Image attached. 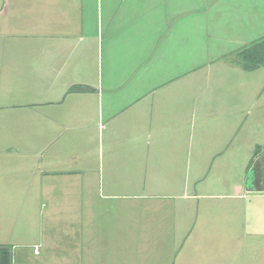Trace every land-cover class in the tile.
Here are the masks:
<instances>
[{
    "label": "crops",
    "instance_id": "crops-1",
    "mask_svg": "<svg viewBox=\"0 0 264 264\" xmlns=\"http://www.w3.org/2000/svg\"><path fill=\"white\" fill-rule=\"evenodd\" d=\"M24 4L0 0V184L34 189L40 207L33 239H0L12 264L222 261L231 231L213 223L232 215L216 206L263 192L235 183V148L247 174L264 143L239 139L219 73L253 72L239 54L264 38V0Z\"/></svg>",
    "mask_w": 264,
    "mask_h": 264
},
{
    "label": "rangeland",
    "instance_id": "rangeland-1",
    "mask_svg": "<svg viewBox=\"0 0 264 264\" xmlns=\"http://www.w3.org/2000/svg\"><path fill=\"white\" fill-rule=\"evenodd\" d=\"M25 1L28 3L30 0H11V4H22L24 6ZM7 27L10 26L7 24ZM12 28L15 29L8 28L7 31L11 36H14L17 33L18 26L12 25ZM213 51L216 52V49ZM229 56L232 55L229 54ZM236 60L238 61L237 56ZM219 77L229 81L235 87V90L229 94L231 96V103L235 109L234 114H243L242 116L245 119L238 126L236 134L239 135L240 140H244L243 138L249 140L251 145L250 153H252L255 144L262 145L264 143V67L249 73L223 69L219 73ZM250 79H252L251 86H249ZM241 85L248 86L242 89ZM244 150L245 147L235 148V183L242 180L241 184H245L246 191L253 189L251 190L253 192L255 189L263 187V192L255 194L250 199H243L236 196L226 205H218L213 201V205H218L216 207L219 211L223 209L226 215H232L229 219L227 217V219H218L216 217L213 223L217 229L231 231L229 232L227 245L225 244L224 247H221L224 259L219 261L218 264H264V152L258 155V161L255 160L257 158L253 159L246 174L243 168L245 162L247 164L250 156L249 154H242ZM257 163V169L259 170L257 183L259 184L257 186L252 179L251 185H247L248 175L255 172L254 166ZM244 173L246 176L243 179ZM30 198L32 199V203L26 204ZM35 198L36 193L34 189L27 190V188H20L15 182H4L0 184V205L5 209L3 228L8 230V234H3L4 229L0 232V239H7V241L11 242L13 239H19L21 235H25L24 238L26 239H33L32 232L38 228L35 216L37 209L40 207V204L35 201ZM7 202L9 203L7 204ZM57 208L64 209L65 206H59ZM48 210L49 208L45 213L40 214L39 217H45ZM50 210L54 212V208H50ZM60 216H66L65 212L61 211ZM57 217L59 216L56 215ZM58 227L62 229L66 228L64 218L56 221V228ZM235 235L237 236L235 237ZM26 251L29 256L32 255L31 250ZM140 253V249L137 247H124L123 250L125 259L128 255L130 256V263L132 261L138 263L139 259L137 258V254ZM61 255L65 258V254ZM46 264L51 263L48 261ZM56 264H66V260L63 259L60 263Z\"/></svg>",
    "mask_w": 264,
    "mask_h": 264
},
{
    "label": "trees",
    "instance_id": "trees-1",
    "mask_svg": "<svg viewBox=\"0 0 264 264\" xmlns=\"http://www.w3.org/2000/svg\"><path fill=\"white\" fill-rule=\"evenodd\" d=\"M240 63L245 71H254L264 66V38L250 44L240 54ZM89 88L70 89L69 92H86ZM264 147V146H263ZM259 147H256L258 153ZM0 264H12V246L0 245Z\"/></svg>",
    "mask_w": 264,
    "mask_h": 264
},
{
    "label": "flooded vegetation",
    "instance_id": "flooded-vegetation-1",
    "mask_svg": "<svg viewBox=\"0 0 264 264\" xmlns=\"http://www.w3.org/2000/svg\"><path fill=\"white\" fill-rule=\"evenodd\" d=\"M257 166H258V163L255 164V166H254L255 172L253 173L252 177H253L254 183L258 186L259 183H257V181H258V172H259V170L257 169Z\"/></svg>",
    "mask_w": 264,
    "mask_h": 264
},
{
    "label": "water",
    "instance_id": "water-1",
    "mask_svg": "<svg viewBox=\"0 0 264 264\" xmlns=\"http://www.w3.org/2000/svg\"><path fill=\"white\" fill-rule=\"evenodd\" d=\"M252 175H253V174H249V175H248V178H247V185H249V184L251 185V183H252V179H253ZM250 190H253V189H250Z\"/></svg>",
    "mask_w": 264,
    "mask_h": 264
}]
</instances>
